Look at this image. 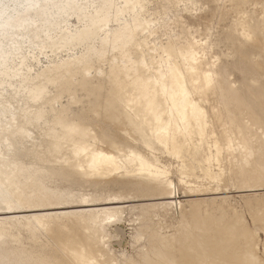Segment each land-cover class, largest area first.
I'll return each mask as SVG.
<instances>
[{"label":"bare ground","instance_id":"6f19581e","mask_svg":"<svg viewBox=\"0 0 264 264\" xmlns=\"http://www.w3.org/2000/svg\"><path fill=\"white\" fill-rule=\"evenodd\" d=\"M18 1L0 0V18L8 15L0 21L1 34L7 26H15L34 39L48 40L49 32L58 28L56 11L82 8L80 0H27L23 7ZM99 1L80 29L60 31L49 40L53 53L76 45L82 47L80 53L51 61L35 76H21L19 84L25 83L24 87L14 88L16 94L23 92L32 107L22 108L20 122L0 133V215H6L0 219V264H22L13 259V249L1 245V238L11 235L10 231L23 226L35 236L50 221H56L60 229L68 220L92 235L86 243L78 241L82 238L69 245L63 240L62 249L79 264H264L256 234L236 213L225 215L221 207L216 216L203 215L194 203L180 210V229L168 235L142 225L135 229L140 215L130 218L133 208L128 204L147 201L138 205H143L141 214L149 219L158 215L155 210L181 205L176 183L159 162V154L176 159L187 155L196 161L197 167L191 168L201 172L194 175L196 181L207 178L208 185L201 189L205 192H223L224 164H232L244 187L240 190L264 188V121L223 77L216 62L205 59L210 51L203 41L214 24L219 27L226 20L255 41L257 35L239 12L250 5L264 23V0H173L175 6L183 1L184 8L173 21L175 37L161 46L148 41L165 27L162 23L153 27L160 23V14L151 20L143 18L152 0H122L119 8L110 0ZM110 20H116L118 27L108 28ZM0 58L3 64L5 56ZM104 62L108 63L105 70ZM51 84L57 92L46 97ZM77 90L89 96L93 92L101 99L87 111L75 112ZM63 95L68 102L56 107ZM6 112L0 109V119ZM40 121L46 138L24 147L23 155L30 160L27 165L11 151L10 137H30L27 125ZM107 123L119 130L115 137L125 135L130 141L111 136ZM180 165L179 181L188 193L194 191L198 184L187 179L191 173L184 160ZM51 177L103 191L82 192L76 203L56 201L63 199L54 198L62 191L44 184ZM110 185L124 188L116 192ZM260 213L257 221L264 229V211ZM122 226L129 227L127 236ZM123 242L135 252L126 253ZM29 256L35 258L30 264H65L56 257L51 261L45 255Z\"/></svg>","mask_w":264,"mask_h":264},{"label":"rangeland","instance_id":"374dc122","mask_svg":"<svg viewBox=\"0 0 264 264\" xmlns=\"http://www.w3.org/2000/svg\"><path fill=\"white\" fill-rule=\"evenodd\" d=\"M110 1L113 3L114 8L123 6V3L121 2L122 0ZM27 2V0H19L17 4L20 7H23ZM182 2L183 1H179V5L176 4V6L174 5L173 0H152L147 3L148 9L146 8L143 18L151 20L160 14V23H153L154 25H152L153 27L155 25L158 26L161 23L165 25L158 35L156 34L148 37L150 45H165L170 36L175 37L173 35L174 31H172L173 21L178 16L179 9L184 8V2L183 4ZM220 3H222V0H220ZM80 4L82 5V8L75 9L70 13L60 10L56 11V15L59 18V24L56 30H51L49 32L51 39H55L60 31L74 32L75 30L80 29L85 22L86 15L90 14L92 10H95L100 4V1L80 0ZM239 15L244 18V21L250 27L251 32L257 35V39L251 41L250 38H247L238 29L230 27V20H226V23L219 27H216V24H214V28L209 31L207 39L203 40L207 41L209 46L208 51H210L205 59L216 62L217 68H219L223 77L230 81L232 86L252 104L258 116L264 121V23L261 22L260 16L254 12L250 5L246 6V8L239 12ZM6 16L8 15H2L0 21L5 20ZM122 18L128 19L129 15H126L125 17L123 15ZM214 21L217 22V18H215ZM117 27V21L110 20L108 28L115 29ZM100 36L98 35L97 38ZM139 37H142L140 33L138 34V39ZM50 38L47 40L45 37L40 36L34 39L29 35L22 33L19 28L16 29L15 26H7V32L4 34L0 33V55L2 54L5 56V61L3 64H0V109L7 111L6 115L0 119L1 135L4 132L3 129L5 127L12 125L14 128L17 122H20L23 113L22 108L29 109L32 107L30 105L32 102H27L23 92H19L20 94L17 93V95L14 91L15 89L21 90L24 87L23 85L25 83L19 84L21 76H26L27 74L29 76H35L51 61L75 56V54L77 55L80 53V50H82V47L76 45L69 50H58L56 53H53L49 48ZM148 52V49L145 48L146 55ZM156 60H159V58L157 57ZM102 67L105 70L108 67V63H102ZM94 74L95 72L92 73V75ZM56 92V85L51 84L48 87L46 97ZM99 92L102 94L103 90L99 89ZM76 98L79 101L77 104H73L72 108L78 113H81V111L85 112V110L87 111L89 106L96 105L101 99L99 95L93 92H91L89 96L85 95L84 92L80 90L76 91ZM68 99V96L63 95L60 98L59 103H56L55 106L57 107L59 105L60 108V104H66ZM45 109L50 116L52 112H50L49 106H45ZM107 125H109L107 129L108 133L111 136H114L115 139L122 140L123 142H126V140L130 141L125 135L121 138L115 137L119 130L109 123H107ZM42 127H44L42 121L34 122L32 125H27L30 137L26 134L18 140L14 137H10L12 142L11 151L16 156L22 158L27 165L30 160L23 155L24 147H29L32 142L40 144L42 140L46 138L43 135L44 130ZM95 129L100 131L98 126H95ZM135 141L140 144L141 139L135 137ZM197 157L199 160L200 156L198 155ZM182 160L187 164L189 172L191 173V176L187 179L192 182L196 181L194 175L201 173L198 168H191V166L197 167L196 161L191 160L187 155L180 159H176L168 157L165 154H159V162L167 167L170 178L176 183L178 199L181 201V205L155 210L158 215L153 217V219H149L146 218V216L149 215L141 214V208L143 205H138L140 203H146L147 201L130 202L128 204L132 205L133 208L129 212V215L131 216L130 218L140 215V218L136 220L133 227L136 229L141 225L147 226L163 232L164 234L171 235L177 233L180 229V222L182 220V214L180 213L181 209L188 210L192 204L198 203L203 215L216 216L219 214V210L222 207L227 212H225V215L228 213H236L244 218L248 228L256 234L258 250L259 253L262 254L264 250V229L263 223L257 221V219H259L260 212L264 211V188L240 190L244 187L241 186V183L235 175V171L231 166L232 164H224L225 166L222 174L224 179L221 185L222 193L212 194L211 191L205 192L204 190H201L208 185L207 178L196 181L195 184H198V187L193 188L194 191L188 193L187 187L179 181L182 176L180 165ZM192 161L193 165H190ZM215 171H217V169H215ZM79 183L80 182H73L59 177H51L50 179L44 180V184L48 188L62 191L60 195L54 196V198L62 197L63 199H54L56 201L61 200L76 203L82 192L101 194L103 191L100 188H94L91 186H89V188L87 187L88 184L83 185L82 183L80 186ZM110 186L111 190L116 192L122 191L124 188L119 185ZM125 189L129 190L130 187ZM190 193L201 194L189 195ZM153 201L165 202L167 200ZM77 208L81 209L82 207ZM59 210L60 209H58V211ZM40 212H55V209ZM3 216L6 215H0V219L3 218ZM64 224L65 225L61 226L62 228L59 229L57 228L56 221H50L46 229L37 230L35 236L25 227L21 226L18 229L10 231L11 235L3 236L1 238L3 240L1 245L5 249H13V251H15L14 255L12 254L13 259L17 258L22 264H30L35 259L30 258L29 255H31V253L36 257L43 255L48 256L51 261H54V257H56L65 264H79L76 260L71 258V254L69 255V253L62 249L64 246L63 240L67 242V245L79 238H82V240L78 241L86 243L92 235H90V233L77 222L72 223L68 220L64 221ZM122 227L125 229L127 236L129 227ZM63 236H67V238ZM123 243L122 247L124 248V251L126 250V253L132 254L135 252V250L129 246V243ZM114 246L117 250L121 249L120 245L117 243H114ZM262 257L264 256L262 255Z\"/></svg>","mask_w":264,"mask_h":264}]
</instances>
